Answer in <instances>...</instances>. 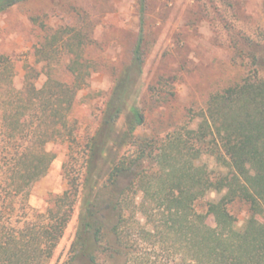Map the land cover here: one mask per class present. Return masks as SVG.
Returning a JSON list of instances; mask_svg holds the SVG:
<instances>
[{
    "label": "trees",
    "instance_id": "trees-1",
    "mask_svg": "<svg viewBox=\"0 0 264 264\" xmlns=\"http://www.w3.org/2000/svg\"><path fill=\"white\" fill-rule=\"evenodd\" d=\"M24 1L0 0V13ZM138 4L131 62L116 78L97 129L85 137L71 114L92 74L85 56L89 33L73 26L67 35H45L36 48L42 69L29 67L21 87L11 59L0 54V264H48L77 204L75 237L63 264H99L101 254H124V264H264V64L252 51L255 75L213 93L196 129L138 132L146 117L134 84L146 60L148 0ZM228 31L234 48L250 43L232 25ZM63 60L71 80L55 75ZM51 142L68 144L67 188L53 206L34 209V218L17 226L14 219L32 209L31 190L57 157L47 148ZM204 154L227 171L214 174L199 161ZM146 161L153 165L143 167ZM214 190L224 191L219 200L208 198ZM236 203L247 208L242 226L231 210ZM211 216L215 225L208 223Z\"/></svg>",
    "mask_w": 264,
    "mask_h": 264
},
{
    "label": "rangeland",
    "instance_id": "rangeland-1",
    "mask_svg": "<svg viewBox=\"0 0 264 264\" xmlns=\"http://www.w3.org/2000/svg\"><path fill=\"white\" fill-rule=\"evenodd\" d=\"M232 25L249 37L250 43L233 47L228 28ZM75 27L89 33L92 43L85 47L92 74L78 91L72 119L79 135L85 137L97 129L102 108L115 86L116 78L130 64L140 31L138 0H27L0 13V54L8 56L15 70L14 82L21 87L27 69L41 70L36 48L45 35L55 30L66 32ZM46 27V28H44ZM66 33H63L65 35ZM67 35V34H66ZM145 64L134 88L135 99L146 117L138 132L166 135L175 129H196L211 95L255 75L250 53L256 51L264 64V0H148L144 24ZM65 60L57 66L56 76L71 80L64 70ZM264 75V69L260 70ZM46 80L42 74L38 84ZM49 150L57 153L47 174L32 188L21 226L34 218V209L46 211L67 188L63 164L67 158L66 142H51ZM214 174L227 169L212 155L199 160ZM153 165L146 161L142 166ZM131 175L123 178L126 184ZM224 191H210L208 198L219 200ZM142 199V195L138 197ZM204 208V207H203ZM242 226L248 214L246 206H231ZM77 204L65 234L48 264H63L75 237ZM208 223L215 225L213 217ZM124 254H101L99 264H124ZM75 264H82L77 260Z\"/></svg>",
    "mask_w": 264,
    "mask_h": 264
}]
</instances>
